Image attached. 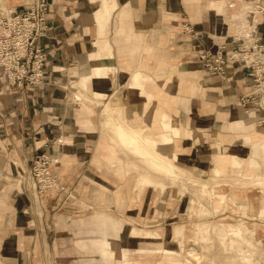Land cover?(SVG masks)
I'll return each instance as SVG.
<instances>
[{
  "label": "crops",
  "instance_id": "obj_1",
  "mask_svg": "<svg viewBox=\"0 0 264 264\" xmlns=\"http://www.w3.org/2000/svg\"><path fill=\"white\" fill-rule=\"evenodd\" d=\"M27 1L0 0V17ZM49 1L51 28L38 40L44 83L17 90L0 79V264H101L100 243L109 255L117 217L129 248L153 252L147 249L158 246L148 230H139L135 241L126 235L129 208L118 213L116 166L109 159L114 150L101 129L102 108L117 94L137 110L135 117L144 116L138 109L149 100L145 88L156 105L197 131L195 138L177 139L179 162L208 171L218 153L246 155L245 131L228 125L248 113L255 128H264V111L253 102L264 98V76L257 79L241 58L212 73L198 53L257 43L262 50L255 55L264 60V10H255L264 0ZM136 69L148 77L132 85ZM42 151L56 158L51 171L58 186L46 191L29 176ZM120 189L127 202L130 190ZM103 232L108 239L99 237ZM252 242L241 246L248 264L264 258V238L262 247ZM123 252L125 261L138 264Z\"/></svg>",
  "mask_w": 264,
  "mask_h": 264
},
{
  "label": "rangeland",
  "instance_id": "obj_2",
  "mask_svg": "<svg viewBox=\"0 0 264 264\" xmlns=\"http://www.w3.org/2000/svg\"><path fill=\"white\" fill-rule=\"evenodd\" d=\"M129 82L137 85L142 81L134 82L130 76ZM148 99L138 109L145 117H135L137 110L131 109L121 99L119 106L123 107L122 110L117 107L107 110L103 106L101 129L114 150L109 159L116 166L118 213H124L126 206L129 208L128 214L133 215L132 218L127 217L132 226L126 235L130 232L131 240L135 241L138 240L139 230H148L147 237L158 248L147 249L155 251L148 254H139V246L129 248L125 244L129 237L123 238L124 233H120L124 227V220L120 217H117L116 233L111 237L119 239L121 245L138 259V264H177L163 258V253L168 248H176L180 264H203L208 257L203 253L206 247L214 250L213 256L208 257L214 261L213 264H222V261L224 264H248L244 261L249 260V256L243 255L241 246L250 247L253 245L252 239H255L254 244L262 247L264 238V160L260 158L264 154V131L257 135L254 117L248 113L241 116L250 117L246 127H229L245 131L241 140L247 144L245 146L249 155L253 153L252 144L257 145L258 150L254 153L261 161L258 159L256 165L251 167L245 162L228 160V155L222 153L221 158L214 157V164L208 171L195 169L178 161L175 139L168 148L173 161L171 158L149 153L136 134L125 131L123 122L140 128L142 123L147 124L148 112L160 108L152 98L148 96ZM169 117L178 119L171 113ZM157 118H160V113ZM109 128L112 133L104 130ZM140 130L143 135L148 134L147 129ZM168 131L175 138V132L170 129ZM179 134L196 137V133L192 134L188 130ZM217 143L221 146V137L217 139ZM162 145L158 143L159 147ZM247 170H252V173H245ZM143 184L149 186L138 194L137 188ZM124 186L131 193L127 202L120 189ZM130 197H133L132 200ZM105 235L103 232L99 237L108 239ZM151 242L148 243L153 246ZM111 246L109 255H105L100 243V255L105 260H110L107 262L101 259V264H126L128 261L124 260V252L118 249L116 243ZM254 264H264V258L255 259Z\"/></svg>",
  "mask_w": 264,
  "mask_h": 264
},
{
  "label": "built area",
  "instance_id": "obj_3",
  "mask_svg": "<svg viewBox=\"0 0 264 264\" xmlns=\"http://www.w3.org/2000/svg\"><path fill=\"white\" fill-rule=\"evenodd\" d=\"M256 7V11H263L264 3L259 2ZM50 12L49 0H28L22 8L0 17V79L8 87L22 90L44 83L45 56L38 40L51 28L48 21ZM260 45L250 43L240 46L237 43L230 52H224L222 45L215 51L204 49L198 53V57L212 73L224 72L226 62L241 58L246 66L252 68L251 74L260 79L264 76V60L255 55V50H262ZM247 99L248 97L244 101ZM253 102L264 111L262 96ZM259 121L264 123V115ZM55 161L56 158H51L46 151L35 155L29 176L33 186L39 191L57 188L56 176L51 171V165Z\"/></svg>",
  "mask_w": 264,
  "mask_h": 264
},
{
  "label": "bare ground",
  "instance_id": "obj_4",
  "mask_svg": "<svg viewBox=\"0 0 264 264\" xmlns=\"http://www.w3.org/2000/svg\"><path fill=\"white\" fill-rule=\"evenodd\" d=\"M150 45H153V44H150ZM145 47L146 46H144V48ZM146 49L147 48H145V50ZM130 76L133 78L134 82H141L142 80H145L148 77L138 70L133 71ZM142 91L145 92L144 94H148L149 98H152L153 94L146 91L145 88H143ZM112 94H113V92H112ZM120 101L121 100L118 98V95L114 94L111 97V99L106 103V105H105L106 109L107 110H114L115 107H117V108H121V110H122L123 107L119 106ZM158 112L160 113L159 119L157 118V116L159 115ZM148 115H149V117H146L147 124L142 123L141 124L142 126L140 128L134 127L133 125H131L127 122H123V126H124L125 131H128L129 133L131 132L133 134H136L139 137L138 139L142 142V144L146 146V148L148 149V152L153 153V155H155L157 157L162 156V157H167V158L173 159V157H171V155L168 153V150H169L168 148H170V146L172 145L171 144L172 140L175 139V141H177V139L180 137V134H179L180 132L184 133L187 130H188V132H190L192 134H195L197 132L196 129H194V128H188L187 126L182 125L181 122L179 121V119H175L174 117H169L170 112L167 111L166 109H162V108L157 109L156 108V109H153L152 111H149ZM249 122H250V117L249 118L248 117L247 118L240 117L236 120L231 121L229 123L228 127L232 128V129L242 128V127H246ZM140 129H147L148 134L143 135ZM169 129L175 132V136H174L175 138H173L171 133L168 131ZM109 131L111 132L110 128H109ZM261 131H264V128H262V129L257 128L256 129L257 135H259ZM102 139H101V141H102ZM158 143H161L163 145L161 147H159ZM256 150H257V145L255 143H253L252 144V151H253L252 154L249 155V153L247 152L246 155L241 156L237 152L232 151L231 155H228L227 158H228V160H234L237 162L248 163L252 167V165L254 166V164L256 162L258 163V158L254 153ZM215 156L217 158H218V156L221 158L222 154L218 153V155H215ZM225 156H226V154H225ZM261 157L264 160V154ZM173 161H174V159H173ZM245 173L251 174L252 170H247ZM257 180L261 181L259 179V177H257ZM147 186H149V185L143 184L139 188H137L138 194L143 192ZM245 195L248 196L247 194H245ZM130 198L132 200L133 197H130ZM157 234H159V232H157ZM141 235H142L141 240H143V239L146 240V238H147L146 234L143 233ZM109 240L116 242L117 246L120 249L121 243H120L119 239L112 237ZM150 240L151 239H149V241ZM121 246H122V250L125 251L126 249L123 247V245H121ZM213 252H214L213 248H210V247L204 248V251H203V253L206 254L208 257L213 256ZM149 253H154V251L149 252ZM208 257H207V260L203 262V264H213L214 261L209 260ZM163 258L175 261L177 264H180L176 261V258H177L176 257V248L166 249L163 253Z\"/></svg>",
  "mask_w": 264,
  "mask_h": 264
}]
</instances>
